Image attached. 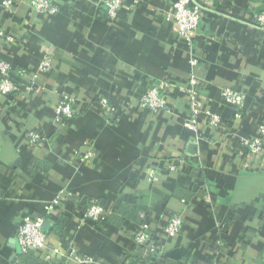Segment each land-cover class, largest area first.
Here are the masks:
<instances>
[{"label": "crops", "instance_id": "1", "mask_svg": "<svg viewBox=\"0 0 264 264\" xmlns=\"http://www.w3.org/2000/svg\"><path fill=\"white\" fill-rule=\"evenodd\" d=\"M1 1L0 27L15 42L0 40V60L12 65L17 89L12 100L0 101V264H80L73 255L91 258L87 264H136L146 257L133 245L132 220H86L80 207L91 200L110 211L142 207L158 235L180 214L183 229L159 244V255L175 264H212L214 258L264 264V155H248L240 142L264 122V30L254 24L264 0H196L200 21L192 49L165 20L176 0H123L114 18L103 0H57L60 11L53 15L33 12L24 0L9 11ZM44 54L52 71L36 75ZM190 75L204 109L221 117L216 128L202 119L198 134L184 126L189 107L180 88ZM160 80L169 84L167 106L153 115L138 99ZM224 87L244 94L239 121L221 98ZM62 96L76 104L67 124L53 120ZM29 129L46 135L45 142L29 145ZM83 147L93 159L71 163ZM187 162L193 176L179 172ZM178 188L193 190L187 201ZM66 190L72 199L49 218L57 231L44 220L49 245L57 249L53 260L23 253L16 237L21 221L42 215Z\"/></svg>", "mask_w": 264, "mask_h": 264}, {"label": "built area", "instance_id": "2", "mask_svg": "<svg viewBox=\"0 0 264 264\" xmlns=\"http://www.w3.org/2000/svg\"><path fill=\"white\" fill-rule=\"evenodd\" d=\"M123 0H103V5L109 17L114 18L121 8ZM25 5L28 6L35 13L56 14L60 11V3L57 0H24ZM1 5L4 9L15 10V0H2ZM165 20L173 24L177 36L187 49L194 47L196 35L198 33L200 21V7L196 0H176L172 7L168 10ZM255 26L264 30V1L262 3L261 11L255 16ZM0 40L6 44H13L15 42L14 36L0 27ZM197 60L195 58L190 60V65L195 66ZM52 59L48 54H44L38 61L36 67V75H45L52 71ZM20 75H26L25 69L19 70ZM35 75V76H36ZM16 82L12 77V65L4 60H0V101L8 98L16 89ZM169 84L166 81L154 82L148 87L138 99V105L156 115L159 111L167 106V90ZM180 92L186 96L189 107V117L184 121V126L192 130L196 134L199 133L202 119L205 123L213 128H216L221 123V117L218 113L204 109L203 102L200 97V88L196 76L190 75L187 85L180 88ZM223 102L235 108L233 119L239 121L241 118V108L243 107L245 97L244 94L235 88L224 87L220 92ZM103 105L107 104L105 99L101 100ZM76 104L73 98L68 96L60 97L53 107V120L58 124H67L76 114ZM204 118H201V117ZM27 143L35 145L45 142L46 135L35 129H29L26 132ZM243 148L250 156L262 157L264 155V122L260 123L257 131L253 135L243 136L240 138ZM94 157L93 152L83 147L76 149L72 162L87 163ZM172 169L176 170L175 166ZM178 170V169H177ZM149 180H156L153 172L148 175ZM73 197L70 191H62L49 203L44 205V213L34 217H26L23 219L17 229V240L20 249L23 253L31 250L37 251L45 260L52 261L53 255L57 252L56 248H52L48 242V235L43 230V223L47 216L53 215L54 210L61 203H68ZM204 200H208V196L203 195ZM182 202L185 200L181 199ZM110 213L102 203L98 200H91L85 203L84 217L91 221H102ZM140 217L144 219L142 223L136 224L133 227L134 244L142 247L146 256L153 254L155 256L159 253V246L153 244L151 238L154 234L150 229L149 221L145 220V213L141 212ZM184 218L180 214H172L166 225L162 228V239H172L176 237L182 229ZM74 260L80 264L91 263L92 259L86 256L73 255ZM136 264H144V260L139 259ZM212 264H220L214 258Z\"/></svg>", "mask_w": 264, "mask_h": 264}, {"label": "trees", "instance_id": "3", "mask_svg": "<svg viewBox=\"0 0 264 264\" xmlns=\"http://www.w3.org/2000/svg\"><path fill=\"white\" fill-rule=\"evenodd\" d=\"M15 93H16V90L8 96V101L13 99V97L15 96ZM9 97H11V98L9 99ZM228 106H230V105H228ZM230 107L233 108L232 106H230ZM233 109L235 112V108H233ZM38 164H39V161L34 163V167H37ZM179 172H180V174H186V175H190V176H193L194 174H196L195 168L193 167L192 164H190L188 162L185 163V165L183 164L180 167ZM198 186L199 185H195V188L197 187L199 190ZM177 192H178V196L180 199L186 200L190 196V194L193 192V190L191 192V190L188 191V190H184L183 188H178ZM98 201L101 203L100 200H98ZM80 208H82V210L84 212L85 204L82 205V207H80ZM111 211L107 215V217L102 221H91L89 219H86V220L90 221L92 224H98V225H101L102 223H105L106 221H108L110 223H114V224H120L122 221H125V220H132L135 224H139V223H142L144 221V219H142L140 217V213L144 212L145 213V220L148 221L146 218V210H144L140 206H136V205H132V204H121V205H118L116 208H113ZM50 217H52V215H49L46 218V219H48V224L50 226L49 231L50 232H54L55 230L57 231V229H58L57 222L51 223V221H49ZM183 226H184V223L182 225V229H183ZM150 229H151V231H153L151 226H150ZM45 233L48 234V230L45 231ZM160 233L162 234V229L160 230ZM154 234L155 235L152 236L151 241L153 242V244H157L158 246H160L159 245L160 241H162L163 239L161 238V235L156 234V232H154ZM132 240H133V234H132ZM132 242H133V245H135L134 240ZM159 254H160V251H159L157 256L149 253V255L144 257L142 260H144V264H175L174 261H172L173 259H165V258H163V256H160Z\"/></svg>", "mask_w": 264, "mask_h": 264}, {"label": "water", "instance_id": "4", "mask_svg": "<svg viewBox=\"0 0 264 264\" xmlns=\"http://www.w3.org/2000/svg\"><path fill=\"white\" fill-rule=\"evenodd\" d=\"M188 147H189V150L191 151V149L194 148V145L193 144H190ZM45 225H46V223L43 224V226H45Z\"/></svg>", "mask_w": 264, "mask_h": 264}]
</instances>
